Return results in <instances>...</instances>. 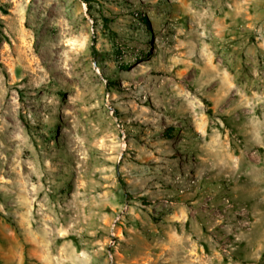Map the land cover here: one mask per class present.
<instances>
[{"label": "rangeland", "instance_id": "rangeland-1", "mask_svg": "<svg viewBox=\"0 0 264 264\" xmlns=\"http://www.w3.org/2000/svg\"><path fill=\"white\" fill-rule=\"evenodd\" d=\"M0 264H264V0H0Z\"/></svg>", "mask_w": 264, "mask_h": 264}, {"label": "built area", "instance_id": "built-area-1", "mask_svg": "<svg viewBox=\"0 0 264 264\" xmlns=\"http://www.w3.org/2000/svg\"><path fill=\"white\" fill-rule=\"evenodd\" d=\"M136 17H137V18H141L140 15H139L138 13H136Z\"/></svg>", "mask_w": 264, "mask_h": 264}]
</instances>
